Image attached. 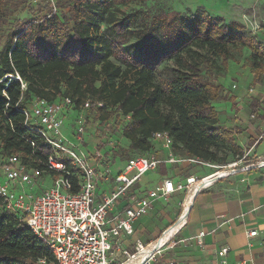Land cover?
I'll return each mask as SVG.
<instances>
[{"label":"trees","instance_id":"trees-1","mask_svg":"<svg viewBox=\"0 0 264 264\" xmlns=\"http://www.w3.org/2000/svg\"><path fill=\"white\" fill-rule=\"evenodd\" d=\"M11 1L0 0V17ZM134 1L52 0L47 16L9 33L0 50V148L7 157L17 155L21 164L32 161L47 172L51 149L26 129L22 110L30 98L66 97L73 110L92 101L88 111L99 112L102 121L114 112L128 117L121 136L134 151L148 152L153 134L165 132L172 151L185 157L214 164L216 151L224 148L242 156L236 132L219 124L212 104L224 100L215 78L248 50L253 82L261 84L264 45L240 22L201 8H120ZM72 184L76 192L74 177ZM40 256L50 257L47 247L0 199V264H34Z\"/></svg>","mask_w":264,"mask_h":264},{"label":"built area","instance_id":"built-area-1","mask_svg":"<svg viewBox=\"0 0 264 264\" xmlns=\"http://www.w3.org/2000/svg\"><path fill=\"white\" fill-rule=\"evenodd\" d=\"M53 12H56L55 8ZM91 103L92 101L86 100L82 105L83 109L88 111ZM95 105L99 109L103 108V103L99 101H96ZM72 107L71 99L66 97L58 102L36 99L30 109L22 110L26 129L38 133L52 151L44 163L47 172L55 174L52 188L40 194L19 192L17 185H30L32 179L22 167L17 155L8 156L1 168L3 181L0 180V199L4 209L23 220L50 253V257L36 258L34 264H114L118 255L124 257V260L117 264H157L165 245L169 244L173 237H170L165 245L149 253L145 251L154 242L144 245L135 241L134 252L131 253L121 245V241L114 243L113 240L123 233L131 232L133 222L147 212L152 201L168 198L176 192L189 193L197 183L202 184L196 192L200 193L215 181L250 168L248 166L232 170L238 163L217 167L199 158H178L170 153L167 159L170 164L201 166L214 171L200 179H197V176H189L183 183L165 179L159 186L148 191L145 197L134 199L131 205L122 210H115L117 203L129 189L143 175L156 170L160 161L151 156H138L129 158L124 170L115 176L111 175L108 165L101 170L90 162L84 152L80 150L81 154H77L76 151L84 142L86 120L80 117L76 121L73 134L76 145L64 136L66 115ZM153 140L161 141L171 150L172 141L167 133H154ZM61 159H66L72 170L67 169ZM130 172L134 174L129 176ZM222 172L225 174L216 176ZM73 177L76 178L78 187L76 192H72ZM205 180L207 181L204 183ZM109 181L112 183L110 190L98 195L99 183ZM255 235V230L247 232L248 237ZM203 236V231L198 233V245L202 244ZM227 253L228 248L222 247L218 251L219 261L215 264H227ZM140 255L142 258L138 262H132Z\"/></svg>","mask_w":264,"mask_h":264},{"label":"crops","instance_id":"crops-1","mask_svg":"<svg viewBox=\"0 0 264 264\" xmlns=\"http://www.w3.org/2000/svg\"><path fill=\"white\" fill-rule=\"evenodd\" d=\"M239 1L241 5H244V2L251 0ZM233 2V0H175L172 3L176 11H196L201 8L211 16L227 19L228 15L231 17L233 14ZM230 62L227 66L228 74L244 71L241 64L236 65ZM255 85L260 86V84ZM234 86L226 91L222 89L224 100L212 103L218 114L219 124L226 129L234 130L236 132L234 135L235 145L242 150L244 148L253 149L252 155L261 162L264 160V100L254 97L247 101L243 98L242 90L237 89L236 85ZM250 92H254V90L251 89ZM154 144L158 146L160 152L162 151L161 157L156 156V153L150 155L160 161L158 168L143 175L117 203L115 210H122L131 205L134 199L145 197L148 191L159 186L165 179L183 183L187 177L197 176L189 165L167 162L170 153L178 158L185 156L179 154L178 151L169 150L161 141H154ZM84 146L92 152L93 147H89L88 141L84 140ZM87 156L89 157V155ZM127 160H122L117 156L114 164L109 163L111 175L115 176L123 171ZM121 161H123V165H120ZM96 165L101 170L106 167ZM111 186V181L103 183L97 194L108 192ZM182 194L184 192H176L171 196ZM194 195L188 201L185 197L180 216H178L179 199L176 202L171 200L168 213L159 207L156 200L151 202L145 213H152L155 208H158L157 216L163 214L167 221H171V224L162 229L159 234L154 233V240L148 241L147 244L142 242L144 245L158 240L177 220L181 219L178 232L173 236L169 246L165 247L161 253L160 262L162 264L169 262L215 264L219 261L218 251L222 247L228 248L227 264L239 262L264 264V162L215 181ZM172 219L174 220L172 221ZM253 230L256 231V235L248 237L247 232ZM143 231H145L143 226L138 225L131 239L120 240L121 245L130 250L135 241H140L139 235ZM201 231L204 232V236L201 238L202 244L198 245L196 237ZM168 249L175 251L174 256L164 258L163 254Z\"/></svg>","mask_w":264,"mask_h":264},{"label":"rangeland","instance_id":"rangeland-1","mask_svg":"<svg viewBox=\"0 0 264 264\" xmlns=\"http://www.w3.org/2000/svg\"><path fill=\"white\" fill-rule=\"evenodd\" d=\"M50 0H13L8 2L0 17V50L7 41V37L11 31L21 24H26L34 20H41L44 16H47L52 10V2ZM173 1L175 0H136L130 5L120 6L124 12H129L131 10L138 9L145 5L146 7H153L164 10H171L173 7ZM233 14L231 17L227 16V19H224L225 22H229L230 19L240 22L257 41L264 45V0H251L250 2H244V5H241L239 0H233ZM230 4V3H229ZM194 13V11H190ZM230 18V19H229ZM249 51L243 50L242 55L230 63H235L236 65L241 64L244 71H237L232 74H228L227 69L218 75L215 80L216 83L220 84L224 91L231 89L232 86L236 85L237 89L242 90L243 98L249 101L254 97H258L261 100H264V77L260 86H256L253 83V74L251 73L250 67L248 66ZM166 65H169L170 62H166ZM239 68L237 67V70ZM235 89V86H234ZM253 89L254 92H250ZM258 95H261L260 97ZM34 103L33 99L26 103L27 109H30L29 106H32ZM64 126V136L72 143L77 144L75 140L74 129L77 119L80 117L83 120L87 121L84 140L88 141L89 147H93L92 152L89 151L87 147L79 145L80 147L76 149L77 154H81V151L86 155H89V160L95 162L96 164L106 166L109 163L114 164L116 158H121L122 160H127L130 157L134 156H147L155 154L156 156L162 155V151L158 150V146L152 143V147L148 152L134 151L129 148L130 143L121 136L122 128L127 123L128 118L121 116L119 113L114 112L113 115L106 121L100 119V113L90 112L83 109L82 106L77 107V110H71L67 113ZM91 147V148H92ZM81 150V151H80ZM242 151V156L239 157L234 151L230 148H224L219 151H216V160L214 165L217 167L228 166L233 163H238L236 167L232 170H238L241 168L250 167L253 168L263 161H257L258 159L254 158L252 155L253 149L244 148ZM52 153V151H51ZM179 154L183 155L181 152ZM184 156V155H183ZM7 159V154L2 151L0 148V180L3 181L2 176V165ZM66 160V159H65ZM22 167L26 172L31 176L32 182L30 185H17V190L19 192H27L32 194H40L45 190H48L53 187V181L55 179L54 173L44 172L42 170L34 168L32 161L22 160ZM67 161V160H66ZM68 162V161H67ZM122 162V163H121ZM119 162L120 165H123V161ZM69 163V162H68ZM117 164V162H116ZM123 168V166H122ZM193 169V173L197 175V179H200L202 176L213 172L214 170L208 169L201 166H190ZM247 168L245 170H248ZM171 171V169H169ZM250 171V170H249ZM134 172L128 173L129 176H132ZM225 173H219L218 175L222 176ZM236 173L232 174L235 175ZM103 183H99L97 191H100ZM188 193H184L180 196H170L168 198L157 199L159 207L162 210L168 213L170 211L171 200L176 202L177 199L180 201L179 215L183 209V201ZM158 208H155V211L152 213L144 214L140 219H137L133 222L131 226V232L123 233L119 237H116L113 242L117 243L120 240L131 239L133 233L135 232L138 225L143 226L144 230L141 235H139L140 241L144 244H147L148 241L154 240V233L159 232L169 226L171 221H167L165 216L158 214ZM164 213V214H165ZM174 219H172L173 221ZM170 244V243H169ZM167 243L165 247H168ZM130 252L133 253L134 249L131 248ZM174 250L168 249L164 252V258L173 257ZM124 257L118 255L116 256V261L114 264L123 262ZM162 261V259H161ZM157 264H162L158 262Z\"/></svg>","mask_w":264,"mask_h":264},{"label":"bare ground","instance_id":"bare-ground-1","mask_svg":"<svg viewBox=\"0 0 264 264\" xmlns=\"http://www.w3.org/2000/svg\"><path fill=\"white\" fill-rule=\"evenodd\" d=\"M216 176H220V175H216ZM207 180L204 181V183ZM202 184L197 183V185L187 194V201L188 199L191 200V198L193 197V195L197 192L198 188L201 186ZM181 222V219H179L170 229H168L167 231L164 232V234L158 239L156 240L151 246H149L145 253H149L151 251H153L156 248L162 247L163 245L166 244L167 240L178 230V225ZM145 254H143L144 256ZM142 258V255L135 257L133 261H139Z\"/></svg>","mask_w":264,"mask_h":264},{"label":"water","instance_id":"water-1","mask_svg":"<svg viewBox=\"0 0 264 264\" xmlns=\"http://www.w3.org/2000/svg\"><path fill=\"white\" fill-rule=\"evenodd\" d=\"M196 194H198V193H195V195H196ZM195 195H194V196H195ZM188 210H189V209H188ZM177 232H178V230H177L173 235H175ZM173 235H172L171 237H173Z\"/></svg>","mask_w":264,"mask_h":264}]
</instances>
